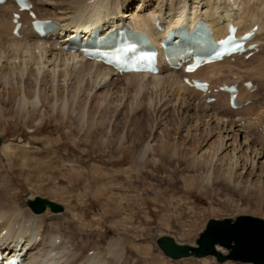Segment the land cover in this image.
Returning a JSON list of instances; mask_svg holds the SVG:
<instances>
[{"label":"bare ground","instance_id":"6f19581e","mask_svg":"<svg viewBox=\"0 0 264 264\" xmlns=\"http://www.w3.org/2000/svg\"><path fill=\"white\" fill-rule=\"evenodd\" d=\"M30 1L36 18L50 19L57 26L48 36L40 37L31 26L28 13L22 11L21 36L16 37L12 34V13L18 10V6L14 0H6L0 5V130L6 129L8 114L15 125L21 121L26 126L42 122L41 118L49 114L54 115L60 123L73 115L82 127L87 124L89 132L95 121L101 124L107 119L104 111H99L95 118L97 111L93 106L96 99L111 104L112 98H120L121 102L132 98L135 110L141 112V101L147 98L145 95L148 93L147 100L152 99L153 109L147 107V110L156 116V120L159 118V121H164L170 114H176L178 119L181 117L176 128L179 136L174 140H170L167 135L156 140L152 137L136 157L143 159L146 153L155 150L159 154H166L170 160L179 153L185 157L184 152L190 151L188 168L207 165L210 170L207 177L200 180L203 185L210 180L213 166H217L218 173L227 184L236 182L234 185H238L243 180L264 183V136L252 137V122L242 121L247 118L245 113L260 116L264 111L260 104L261 112H252L264 99V96L259 98L264 91V0ZM199 19L213 28L215 40L227 34L230 23L238 27L239 34L250 31L254 25L258 26L252 40L256 47L251 50L253 53L247 61L244 57L249 51L237 56L233 63L229 62L231 58H225L199 67L190 75L209 81L211 95L216 97L211 103L205 101L206 96L201 91L182 83V69L173 70L162 63L158 74L120 75L117 70L102 63L64 50V45L79 29L88 31L86 36L81 37L88 40L94 29L98 30L95 35L102 36L121 25L147 34L156 46H160L162 38L170 29L191 27ZM157 21L163 23L164 30L155 27ZM243 77L258 83H253L254 90L244 88L246 79ZM121 79L127 82L123 84ZM227 81H240L237 100L242 104L249 99L250 104L233 109L229 105L228 93L213 92L215 87ZM85 91L87 93L84 95ZM11 105L13 108L7 112ZM185 124H188L186 135H181V128ZM79 125L77 128H81ZM189 127L195 130L196 135L193 137L198 136L201 141L188 151L187 142L193 138H187ZM35 131L30 130V137L32 133L36 134ZM20 133L15 135L20 137ZM3 145L1 150L4 153L0 151L5 155L17 151L8 144ZM31 153L24 150L20 154L27 156ZM188 176L186 180L191 185L195 179ZM0 188L3 190V187ZM110 199L111 196H108L111 203ZM9 200H12L11 197ZM109 211L112 210L109 208ZM45 214L23 211L19 204L6 202L5 197L0 198V249L9 255L21 254L23 264H155L150 251L142 256L141 261L129 259L125 255L126 248L117 241H109L102 248L93 245L81 251L87 248L82 237L74 236L72 231L68 234L67 229L69 226L74 229L76 225H82L79 222L72 223V219L69 220L64 214L54 213V216L44 219ZM224 249L223 246H215L219 254H225ZM201 264H212V261L201 258Z\"/></svg>","mask_w":264,"mask_h":264},{"label":"rangeland","instance_id":"374dc122","mask_svg":"<svg viewBox=\"0 0 264 264\" xmlns=\"http://www.w3.org/2000/svg\"><path fill=\"white\" fill-rule=\"evenodd\" d=\"M120 82L125 84L127 81L121 79ZM260 94L261 99L264 91ZM148 95L141 101V112L135 110L132 98L123 102L120 98H112L111 104L96 99L93 104L97 111L95 118L99 111H104L107 119L101 124L95 121L89 132L87 124L82 127L73 115L60 123L54 115L48 114L41 118L40 125L34 122L26 126L21 121L15 125L8 114L9 122L5 130H0V138L2 145L8 144L17 151L5 155L0 146L3 151H0V186L3 187V190L0 188V198L5 197L6 202L19 204L23 211L29 212L27 199L35 196L61 203L64 211L60 215L82 225L67 229L68 234L72 231L74 236L82 237L87 248L81 251L93 245L102 248L109 241H117L126 248L125 255L129 259L141 261L142 256L150 251L155 264H201V258H208L212 264H249L231 260L219 263L215 255L172 260L158 248L156 240L163 237L160 235L172 236L176 243L196 246V240L209 219H235L239 216L264 219V183L243 180L238 185H234L236 182L227 184L217 166H213L210 180L203 185L200 180L210 172L207 165L188 168L189 150L201 141L198 136L193 137L196 134L192 127L187 133L188 139L193 138L187 142L190 148L188 153L184 152L185 157L179 153L168 160L166 154L155 150L146 153L143 159L136 157L152 137L156 140L167 135L174 140L179 136L176 128L181 117L178 119L176 114H170L164 121H159L158 117L156 120V116L147 110V107L153 109L152 99L147 100ZM260 104L264 106L258 103L252 112L260 113ZM12 108L11 105L7 112ZM245 115L250 116L249 119L264 120V112L260 116ZM78 125L81 128H77ZM187 125L181 128V135H186ZM32 129H36V134L32 133L30 137ZM250 133L255 138L262 136L256 127H251ZM21 149L32 153L22 155ZM188 175L195 179L191 185L186 180ZM108 196H111V203ZM44 213V219L54 216L49 210ZM226 249L221 255L229 253Z\"/></svg>","mask_w":264,"mask_h":264},{"label":"water","instance_id":"95a60500","mask_svg":"<svg viewBox=\"0 0 264 264\" xmlns=\"http://www.w3.org/2000/svg\"><path fill=\"white\" fill-rule=\"evenodd\" d=\"M2 139L0 138V145ZM35 214L46 209L53 213L63 211V206L39 196L27 201ZM163 254L173 260L193 256L196 258L215 255L217 262L231 260L241 263L264 264V219L252 216H239L235 219H210L196 240L197 246L176 243L171 236L156 240ZM220 245L229 250L227 255L215 251Z\"/></svg>","mask_w":264,"mask_h":264},{"label":"snow or ice","instance_id":"6c2138e0","mask_svg":"<svg viewBox=\"0 0 264 264\" xmlns=\"http://www.w3.org/2000/svg\"><path fill=\"white\" fill-rule=\"evenodd\" d=\"M21 3L23 4V0H21ZM25 7H28V5H24Z\"/></svg>","mask_w":264,"mask_h":264}]
</instances>
